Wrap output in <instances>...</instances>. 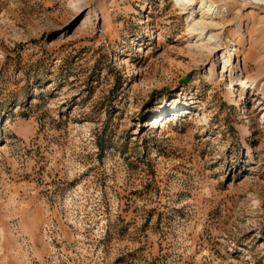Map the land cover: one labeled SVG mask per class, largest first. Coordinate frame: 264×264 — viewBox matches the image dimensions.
Returning <instances> with one entry per match:
<instances>
[{"label": "rangeland", "instance_id": "374dc122", "mask_svg": "<svg viewBox=\"0 0 264 264\" xmlns=\"http://www.w3.org/2000/svg\"><path fill=\"white\" fill-rule=\"evenodd\" d=\"M201 1L0 0V264H264V5Z\"/></svg>", "mask_w": 264, "mask_h": 264}, {"label": "bare ground", "instance_id": "6f19581e", "mask_svg": "<svg viewBox=\"0 0 264 264\" xmlns=\"http://www.w3.org/2000/svg\"><path fill=\"white\" fill-rule=\"evenodd\" d=\"M177 3H179L180 5H185V6L189 5V6H191L194 3V0H177ZM199 5H200L199 8H202V9L205 10V11L204 10L201 11V18L199 20V23L202 22L201 24L204 23L206 25L212 24V22L215 21L214 20V15L217 12L216 9L214 7H212L211 5H208V3L206 4V2H204L203 0L199 3ZM214 23H216V22H214ZM195 25H196V23H195ZM234 50H236V49H234ZM240 82H241L242 85H247L245 83V80H241ZM235 89H236V87H235L234 83H231V89H229V91H228L229 94L235 93V91H234ZM151 120H153L151 122V124H153L154 121H157L156 117L154 119H151Z\"/></svg>", "mask_w": 264, "mask_h": 264}, {"label": "water", "instance_id": "95a60500", "mask_svg": "<svg viewBox=\"0 0 264 264\" xmlns=\"http://www.w3.org/2000/svg\"><path fill=\"white\" fill-rule=\"evenodd\" d=\"M254 3L264 5V0H253Z\"/></svg>", "mask_w": 264, "mask_h": 264}]
</instances>
